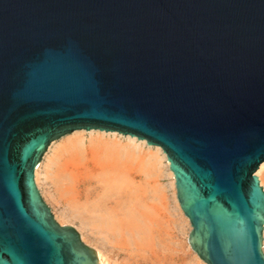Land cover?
<instances>
[{"label": "water", "instance_id": "obj_1", "mask_svg": "<svg viewBox=\"0 0 264 264\" xmlns=\"http://www.w3.org/2000/svg\"><path fill=\"white\" fill-rule=\"evenodd\" d=\"M76 129L166 153L207 264H264V0H0V264H100L34 182Z\"/></svg>", "mask_w": 264, "mask_h": 264}, {"label": "bare ground", "instance_id": "obj_2", "mask_svg": "<svg viewBox=\"0 0 264 264\" xmlns=\"http://www.w3.org/2000/svg\"><path fill=\"white\" fill-rule=\"evenodd\" d=\"M78 130L89 133H119L132 140L137 139L117 131L76 129L52 140L34 169V182L38 190L35 174L49 147L54 141ZM137 141L162 151L160 146L147 144L145 139ZM165 160L169 165L166 156ZM50 162L54 165L49 171L51 185L59 200L71 211L70 217L78 218L95 235L110 239L113 251L124 258V264H197L196 259L189 258L180 241L177 231L182 229L179 223L166 216L162 203L157 206L154 202L158 192H154L148 181L145 182L142 177L137 179L134 175L135 172L145 169H134L137 166L129 153L119 151L115 144L101 138H92L89 141L75 138L59 145ZM263 172L264 161L254 172L261 186L260 177ZM170 174L173 177L172 171ZM262 188L264 190L263 186ZM40 195L43 199L41 192ZM53 217L57 221L54 214ZM173 226L174 231L171 230ZM263 233L264 223L262 252ZM79 236L85 243L80 234ZM104 254L100 251L97 255L96 252L100 264H112Z\"/></svg>", "mask_w": 264, "mask_h": 264}, {"label": "rangeland", "instance_id": "obj_3", "mask_svg": "<svg viewBox=\"0 0 264 264\" xmlns=\"http://www.w3.org/2000/svg\"><path fill=\"white\" fill-rule=\"evenodd\" d=\"M94 131V130H92ZM75 138H81L85 141H89L92 138H101V140L109 143L115 144V147L121 152H127L133 156L135 165L137 168L134 169H145L142 172H135L137 179H145L148 184L154 188V192L158 195L154 202L156 205L162 203L166 216L174 218L176 222L179 223L180 229L177 233L180 237V241L183 243L186 252H188L189 258H194L197 264H207L205 263L196 253L193 251L187 241L189 231L191 229L189 220H186V216L183 214L182 210L179 208V204L176 200L175 186L173 177L170 174L168 163L165 160V153L163 150H157L150 148L145 143H140L137 139L132 140L123 135L116 134H106L93 132L89 133L85 130H78L71 134H68L61 139L54 141L47 153L44 155L43 160L40 162V168L35 174L37 186L43 196L45 203L49 206L52 214L62 225L73 226L78 233L81 235L82 240L89 246L98 252L106 253L107 261L112 264L119 262V264H124V258L119 257L115 251H113V243L110 239H104L103 235H95L91 229L85 227L83 223L78 219L71 216V211L64 206V204L59 200L55 190L53 189L50 178L49 171L54 167L50 162L51 157L56 151L57 147L69 140ZM156 147V146H154ZM43 162V163H42ZM139 164L141 167H139ZM140 172V173H139ZM145 177V178H144ZM260 177V176H259ZM261 184L264 187V172L261 173ZM174 231V226L171 228ZM263 253H264V233H263Z\"/></svg>", "mask_w": 264, "mask_h": 264}]
</instances>
